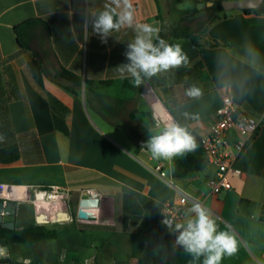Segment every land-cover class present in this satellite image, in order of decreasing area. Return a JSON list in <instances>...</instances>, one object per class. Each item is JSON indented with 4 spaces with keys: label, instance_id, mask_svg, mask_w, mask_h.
Instances as JSON below:
<instances>
[{
    "label": "crops",
    "instance_id": "1",
    "mask_svg": "<svg viewBox=\"0 0 264 264\" xmlns=\"http://www.w3.org/2000/svg\"><path fill=\"white\" fill-rule=\"evenodd\" d=\"M106 2L0 0V200L18 202L14 230L43 226L59 232L58 238L33 245L5 239L8 260L121 264L144 257L155 245L164 203L187 195L189 206L177 223H185L193 215L188 209L201 203L218 229L236 238L237 252L221 264H264V14L224 12L198 46L189 39L168 42L180 44L187 54L189 63L182 67L200 61L206 75L200 83L203 95L176 108L184 124L201 138L208 135L227 95L239 111L261 123L238 162L242 175L231 178L232 190L212 195L207 181L216 173L214 165L175 179L174 163L187 153L154 159L143 145L159 131L157 122L174 118L166 108L159 112L149 90L134 86L133 78L120 71L133 29L113 32L107 43L94 33L92 20ZM132 2L136 22L151 24L160 34L157 2ZM246 45L259 52L258 61ZM231 138L239 136L234 132ZM158 165L165 177L156 171ZM51 187L65 189L66 200L46 201L40 191ZM91 193L98 195L99 207L81 210V200ZM175 239L172 233L163 253L130 264H202L203 257L194 261Z\"/></svg>",
    "mask_w": 264,
    "mask_h": 264
},
{
    "label": "clouds",
    "instance_id": "2",
    "mask_svg": "<svg viewBox=\"0 0 264 264\" xmlns=\"http://www.w3.org/2000/svg\"><path fill=\"white\" fill-rule=\"evenodd\" d=\"M82 20L86 26L87 19L82 17ZM92 27L103 43H107L113 32L125 27L133 29L135 36L127 44L125 51L127 63L122 64L120 71L122 74L128 73L136 87L145 78L150 79L189 63L180 44H169L160 38L159 28L136 22L132 0H107L103 10L92 20ZM245 51L254 61L259 60L260 54L256 49L246 45ZM186 95L200 98L203 93L193 84L186 90ZM193 118L199 119V115ZM156 128L159 131L143 144L154 159L170 160L197 150L195 137L187 127L174 120L157 122ZM3 140L4 137L0 136V142ZM188 211L193 215L185 223L174 224L170 218H163L161 223L170 234H176L175 244L192 256L194 261L203 257L202 264H221L225 256H232L237 252L235 236L229 231L219 230L216 220L200 203H193ZM6 256L5 247L0 246V258ZM24 264H29V261L25 260Z\"/></svg>",
    "mask_w": 264,
    "mask_h": 264
},
{
    "label": "trees",
    "instance_id": "3",
    "mask_svg": "<svg viewBox=\"0 0 264 264\" xmlns=\"http://www.w3.org/2000/svg\"><path fill=\"white\" fill-rule=\"evenodd\" d=\"M160 9V1L155 0ZM186 0H174L176 5L182 4ZM225 0H208L207 3H213L211 7L203 8V11L206 12V17L202 19L195 30H192L190 27L175 24L170 28V36L165 37L164 30L159 34L160 38L164 39L166 42L172 38L174 39H189L195 45H199V41L202 39L207 30L218 20L221 19V14L225 11L222 7V2ZM200 3V2H199ZM198 4V3H197ZM198 12V11H197ZM246 14L254 13L256 15L264 14V3L263 5L255 10H245ZM14 32L17 36L19 44L22 46L21 41V26H17L14 29ZM210 46H218L217 43H208ZM38 67L41 71L49 75L48 71L40 64ZM64 78H68L65 73L60 74ZM206 77L204 71V65L200 61H195L191 66L180 67L178 69H172L168 72L158 74L152 78H145L144 83L149 85L155 91L162 89L166 95L165 107L167 108L170 115L174 120L182 126L188 128L191 134L195 137V140L198 144L196 151L187 153L183 158H180L174 163V172L173 178L175 179H185L191 175L202 173L206 170L208 163L205 157V153L202 147L201 137L188 125L184 124L181 119L178 117L176 108L184 103L191 101L195 98L189 97L186 95V90L193 84L200 88L201 81ZM69 80L80 85L79 78L75 76H69ZM130 80L124 81L125 87H130ZM90 85V83H87ZM201 89V88H200ZM202 90V89H201ZM204 91L202 90V93ZM181 93L184 94L183 98H180ZM59 232L56 230H49L43 226L29 227L23 230H13L7 231L4 229L0 230V238H5L13 244H28L33 245L42 241L54 240L58 238ZM172 241V234L169 230L162 224L158 223L155 230V245L153 248H150L146 255L141 258H131L125 263L121 264H130L132 260H137L139 262H144L150 257L156 255L157 253H163L167 245Z\"/></svg>",
    "mask_w": 264,
    "mask_h": 264
},
{
    "label": "built area",
    "instance_id": "4",
    "mask_svg": "<svg viewBox=\"0 0 264 264\" xmlns=\"http://www.w3.org/2000/svg\"><path fill=\"white\" fill-rule=\"evenodd\" d=\"M260 124L256 118L239 111L230 96L223 97L222 105L217 111L216 123L211 132L201 138L208 165L216 167L215 175L207 181L212 195H220L232 190L231 178L242 175L238 162L249 142L258 133ZM234 132L239 136L237 141L231 138ZM156 171H159L162 177L166 176L161 165L156 167ZM40 193L43 198L44 195L46 196L44 199L48 202L65 201L67 198V191L56 187L41 190ZM188 206L189 197L182 195L176 202L164 203L163 214L165 218L173 219L175 224ZM0 264H24V261L11 262L7 255L6 258H0ZM81 264L96 263L94 260H86Z\"/></svg>",
    "mask_w": 264,
    "mask_h": 264
},
{
    "label": "water",
    "instance_id": "5",
    "mask_svg": "<svg viewBox=\"0 0 264 264\" xmlns=\"http://www.w3.org/2000/svg\"><path fill=\"white\" fill-rule=\"evenodd\" d=\"M264 3V0H225L222 2V7L225 12L232 10H255L260 8ZM213 3L200 2L198 3V9L202 10L205 7H211ZM148 98L150 103L154 104L159 110V96L149 91ZM44 198L46 196L44 195ZM99 198L96 193H91L89 197L84 198L80 202V209H96L99 207ZM18 202L0 200V230L13 231L15 228V219L17 212ZM0 246H6L5 238H0Z\"/></svg>",
    "mask_w": 264,
    "mask_h": 264
},
{
    "label": "rangeland",
    "instance_id": "6",
    "mask_svg": "<svg viewBox=\"0 0 264 264\" xmlns=\"http://www.w3.org/2000/svg\"><path fill=\"white\" fill-rule=\"evenodd\" d=\"M160 12L163 20V30L165 37L170 36V28L172 25L181 24L190 27L195 30L198 23L206 17V12L198 9V4L194 0H186L180 5H176L174 0H159ZM198 11V12H197ZM142 88L145 90L153 91L159 96V112H165V100L166 95L159 89L155 91L146 83H142ZM184 94L181 93L180 98H183ZM167 109V108H166ZM11 245L9 244V248Z\"/></svg>",
    "mask_w": 264,
    "mask_h": 264
}]
</instances>
